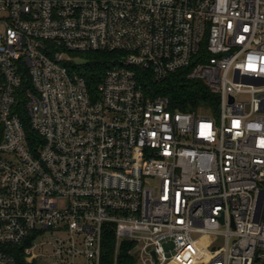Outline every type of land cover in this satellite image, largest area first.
<instances>
[{
    "label": "built area",
    "instance_id": "obj_1",
    "mask_svg": "<svg viewBox=\"0 0 264 264\" xmlns=\"http://www.w3.org/2000/svg\"><path fill=\"white\" fill-rule=\"evenodd\" d=\"M185 68L217 115L139 76ZM107 224L138 264H264V0H0V264H102Z\"/></svg>",
    "mask_w": 264,
    "mask_h": 264
},
{
    "label": "trees",
    "instance_id": "obj_2",
    "mask_svg": "<svg viewBox=\"0 0 264 264\" xmlns=\"http://www.w3.org/2000/svg\"><path fill=\"white\" fill-rule=\"evenodd\" d=\"M92 54V55H91ZM88 54L87 63L83 65L82 73L85 77L94 76L95 84L99 82V75L109 65V61L115 55L111 52H93ZM94 71V74L91 71ZM140 71V78L145 83L146 92L152 96L166 95L170 99V107L173 110L204 112L205 114H218L219 96L210 91L207 86L198 79L187 76L188 69H179L170 73L161 82H152L149 72ZM102 264H136L137 255L134 252V241L123 239L117 249L116 233L111 224L105 226L103 238ZM22 259L23 254L18 255Z\"/></svg>",
    "mask_w": 264,
    "mask_h": 264
},
{
    "label": "rangeland",
    "instance_id": "obj_3",
    "mask_svg": "<svg viewBox=\"0 0 264 264\" xmlns=\"http://www.w3.org/2000/svg\"><path fill=\"white\" fill-rule=\"evenodd\" d=\"M222 245H223V241L220 240L219 242L214 243L213 246H212L211 248H212V249H213V248H218V247H220V246H222ZM170 247H171V245L168 244L167 247H166L167 250H168ZM169 255H170V254H169ZM137 264H138V262H137ZM139 264H148V262L141 261V259H140V257H139Z\"/></svg>",
    "mask_w": 264,
    "mask_h": 264
},
{
    "label": "water",
    "instance_id": "obj_4",
    "mask_svg": "<svg viewBox=\"0 0 264 264\" xmlns=\"http://www.w3.org/2000/svg\"><path fill=\"white\" fill-rule=\"evenodd\" d=\"M151 255H152L153 258H155V261L158 262V258H156V254H155L154 251L151 253Z\"/></svg>",
    "mask_w": 264,
    "mask_h": 264
}]
</instances>
